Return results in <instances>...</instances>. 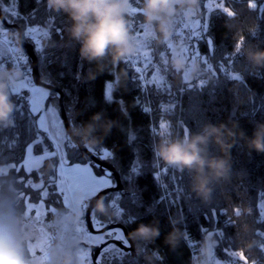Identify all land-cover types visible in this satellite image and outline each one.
Wrapping results in <instances>:
<instances>
[{
    "label": "trees",
    "instance_id": "1",
    "mask_svg": "<svg viewBox=\"0 0 264 264\" xmlns=\"http://www.w3.org/2000/svg\"><path fill=\"white\" fill-rule=\"evenodd\" d=\"M212 1L199 0V13L201 9L206 11V25L191 38L196 40L202 73L182 81L165 63L170 44L174 45L181 34L173 32L164 45L146 38L153 61L144 86L128 61L112 66L106 58L105 70L98 72L95 62L83 60L80 45L67 31L70 20L62 12L49 10L45 0H0L1 15L8 23L0 20V32L7 30L16 44L14 34L19 33V46L29 55L31 64V55L35 57L40 82L52 87H43L47 92L45 104L57 107L61 117V99L68 129L90 121L95 113L115 122L102 141L92 147L74 140L65 129L64 151L69 163H88L95 173L111 177L114 186L119 180L117 190L100 196L108 207L107 213L96 210L100 197L93 201L91 226L96 223L100 230L110 225L121 228L133 246L129 249L128 243L123 249L120 243L109 241L91 264H192L193 255H197L205 233L210 231L215 241L211 248L214 258L227 260L229 253L237 252L247 262L264 264V152L249 148L245 139L237 137L230 149V174L213 182L207 201L192 191L188 170H170L172 175L160 182L153 166L154 144L163 124L173 134L183 135L186 130L199 131L209 122L235 123L250 137L255 126L264 122V67L253 66L245 56L246 49H264V0H218L216 6ZM134 3L138 9L137 0ZM140 24L142 32L143 17L137 14L135 31ZM33 26L48 30L40 50L24 35ZM238 42L243 45L240 51H236ZM18 66L11 48L0 54V67ZM121 68L127 69L128 76L117 80ZM89 71L96 72L95 79L88 78ZM156 72L162 77L160 84L152 79ZM22 74L24 77L23 71ZM109 82H114L110 100L105 96ZM29 94L27 89H12L16 106L13 123L0 126V195L8 198L6 207L19 235L23 223L32 216L30 204L43 201L48 219H59L67 211L56 185V146L39 127L40 112ZM28 145L42 160L26 170L23 160ZM208 149L211 155L222 154L215 143H209ZM93 198L88 199L84 213ZM112 202H117V207ZM173 221L175 227L187 233L175 248L166 243ZM141 223L157 226L160 235L151 241L133 240L129 234ZM57 228L58 224L50 225L52 230Z\"/></svg>",
    "mask_w": 264,
    "mask_h": 264
},
{
    "label": "clouds",
    "instance_id": "2",
    "mask_svg": "<svg viewBox=\"0 0 264 264\" xmlns=\"http://www.w3.org/2000/svg\"><path fill=\"white\" fill-rule=\"evenodd\" d=\"M45 0L46 7L55 12H62L70 20L67 28L71 38L79 45V54L83 60L95 62L98 72L106 68L108 58L112 66L126 63L137 50L140 37L135 31L134 17H143L144 37L150 38L158 45L167 44L173 34V18L183 11L186 18L197 14L199 0ZM19 44V33L14 34ZM181 42H174L165 63L179 74L182 81L194 79L202 73L198 60L186 62L179 54ZM243 47L236 45V51ZM163 56L164 54L161 53ZM245 56L256 67H264V49H246ZM21 76V70L15 67H0V126L7 127L13 123L15 103L12 89ZM127 69L121 68L116 79H127ZM96 72L89 71L88 78L95 79ZM114 121L105 120L101 113H95L90 121L80 125H70L68 132L74 140L86 147H92L102 141L114 125ZM170 124V122H169ZM237 137L246 140L249 148L264 152V122L255 126L249 137L239 130L235 123H205L199 131L186 130L183 135L173 134L169 127L160 134L154 144V152L166 165L178 170H188L191 174V189L207 201L213 191L214 181L225 179L231 171L230 149ZM209 143L219 146L221 155L209 153ZM8 198L0 195V264H34L25 254L22 240L14 223L12 213L6 207ZM96 210L107 213L104 198L96 201ZM167 235L166 243L175 248L187 233L175 227ZM133 240L151 241L160 235L159 228L151 224H139L131 232ZM215 243L211 234L205 235L192 259V264H209L212 245ZM157 259H163L153 253ZM151 261V257L148 258ZM50 264H73L70 252L62 256L53 251Z\"/></svg>",
    "mask_w": 264,
    "mask_h": 264
},
{
    "label": "rangeland",
    "instance_id": "3",
    "mask_svg": "<svg viewBox=\"0 0 264 264\" xmlns=\"http://www.w3.org/2000/svg\"><path fill=\"white\" fill-rule=\"evenodd\" d=\"M220 2L222 0H219ZM218 0H213L212 5L216 6L219 4ZM211 4L208 5L210 8L212 6ZM221 6V5H220ZM222 7V6H221ZM206 11L201 9V12L199 13V10H197V14L191 17L186 18L183 11L178 12V14L173 18V32H177V34H181V37L177 38V41L180 40L181 47L179 48V54L184 56L186 58V62H190L192 60H197L198 57V51L195 45L196 40H191L194 36L198 35L200 33V30L205 27L206 25ZM0 20H4L5 24L6 19H4V16L1 15L0 12ZM9 20V19H8ZM140 29L136 31L137 35L140 37V42L138 44L136 53L129 58L128 62H130L131 66H133L134 70L137 72L138 77L141 81H143V85L146 86L145 83V74H147V69L151 65L153 59L152 56L149 53V50L147 48V39L143 36V33L145 30L141 32V24L139 25ZM175 26V27H174ZM140 31V32H139ZM24 35L30 39L32 45L36 50H40L42 48V42L48 35V30L44 26H33L29 27L25 30ZM184 35V36H183ZM0 38H2L3 41L7 42L8 48L10 50L11 48V56L13 55L14 58L17 59L18 67H21V70L25 73L24 80L28 85H31L35 87L37 90H40L42 92L41 95H37L38 101L42 104V110H37L40 112V120L38 121V124H41V121L44 122V125L46 126V131L51 138H53V141L55 145H58L57 152H60L61 145H63L64 149V142L67 138V134L65 131V128L63 126L62 120L60 119V114L58 115V108L52 106L51 104H48L46 106V97H44L45 89L35 83V76L32 70V64L29 61V55L22 49L19 44H16L14 40H12L7 35V30H1L0 32ZM171 49L173 48V44H170ZM22 64V66H21ZM17 66V65H16ZM17 68V67H15ZM159 72L155 73V76L152 78L154 81L158 84L162 82V77ZM20 78H23V75L20 76ZM114 82H109L106 86L105 90V96L107 99L112 98V85ZM29 92V91H28ZM30 95V94H29ZM31 96V95H30ZM32 98V97H31ZM35 99V98H34ZM43 112V113H42ZM58 112V113H57ZM57 113V114H56ZM168 127V125L163 124V126L158 130V132L162 133L165 130V127ZM70 144V143H69ZM65 152V151H63ZM57 153V155H58ZM39 157L41 155L34 154L32 150V145H28L25 152V157L23 160V167L26 170L32 169L39 164ZM154 169H155V175L158 178V180L161 182L163 181L164 177H169L172 175V171H174L176 168L172 166H168L166 164H163L164 162L160 160L159 157L154 155ZM77 171H72L73 173H70V175H73L74 177L83 179L84 176H92L91 171L89 172L88 169L82 166L77 167ZM75 170V169H73ZM172 170V171H170ZM59 175V171H58ZM59 180L57 178L56 185L58 186ZM85 188V186L83 185ZM83 187L81 189H83ZM114 207H117V202L113 203ZM31 208L33 209L32 216L35 219L34 227L31 230H28L24 233V238L26 239L27 249L29 253V249L31 247H37L40 243L41 237L46 232L47 235L50 237L53 236L54 231L50 229V225L52 224H58V219L55 217L54 219H48L46 212H45V204L43 201H38L35 204H30ZM29 209V208H28ZM77 220V221H76ZM70 221V220H68ZM66 221L65 223H67ZM28 221H25L22 225L23 231L25 230L23 228L28 226L30 223H26ZM94 230H100V225L94 223L93 227ZM30 232V233H29ZM32 235V237H29V235ZM211 234V238L213 236L212 231L206 232L205 235ZM21 237V234L19 235ZM124 233L120 228L113 227L108 230L100 231V232H91L86 225L84 217L81 215L78 217V219H75V225H74V235L71 237V240L68 244V252L72 254L73 257V264H82V260L85 257H88L92 259L96 249L100 244L108 241V240H115L118 243L124 242ZM32 241L30 244L29 241ZM126 245H128V242H126ZM83 244L86 247V254H83L80 252V248ZM110 246V245H109ZM112 247H114L111 244ZM108 247V246H107ZM50 256V246L47 250V256ZM196 256V253L193 255V257ZM192 257V258H193ZM29 258L34 262L32 257L29 255ZM227 260H219L214 258L211 253L209 256V264H254L247 262L244 257L237 252H231L229 253V256L226 258ZM77 261V262H76ZM35 264V262H34ZM91 264V262H90ZM263 264V263H262Z\"/></svg>",
    "mask_w": 264,
    "mask_h": 264
},
{
    "label": "crops",
    "instance_id": "4",
    "mask_svg": "<svg viewBox=\"0 0 264 264\" xmlns=\"http://www.w3.org/2000/svg\"><path fill=\"white\" fill-rule=\"evenodd\" d=\"M8 51H9L8 43L3 41L2 38H0V54L7 53ZM24 79H25L24 77L19 78L16 81L13 89L14 90L27 89L30 92L32 99L35 100V104H36L35 109L41 111L43 109L42 108L43 106H42L41 102L38 101L37 95L38 96L41 95L42 92H40V90H37L35 87L28 85ZM46 96H47V92H44V97H46ZM58 115H59V113H58ZM60 119H61V117H60ZM39 120H40V118H39ZM39 127L46 130V126L44 125L43 121H41V124L39 125ZM52 140H53V138H52ZM55 146H56V150H57L58 145H55ZM63 151H64L63 145H61V149H60L59 153L56 151V153H58V156H59V166H58L59 184L57 183L58 184L57 189H58L59 193L61 194L63 205L67 209V211L59 217L58 228H57V230H53L54 234L52 237H50V240L52 238H54V236L57 235L59 232H61L66 221L78 219V217L80 215L82 216V214L84 213L88 199L97 195L101 190L114 186L111 177L103 175V174L100 175V174L95 173L93 167L90 166L88 163H74V164L69 163L66 156H65V152H63ZM41 160H42V156L39 157V163ZM78 166L79 167L80 166L85 167L86 169H88L89 172L91 171L92 176H84L83 179L74 177L73 175L69 176L70 173H73L72 171H74V172L77 171ZM73 169H75V170H73ZM83 185L85 186V188L83 187ZM82 187H83V189H81ZM44 208H45V212H46V207H44ZM27 221L30 224L26 227L23 226V228L25 230L24 231H23V229L21 230V237L20 238L22 240L24 248L28 252L27 244L25 242L26 239L24 238V233L28 230H31L34 227V224L36 221H35L33 216H31V218ZM28 222H26V223H28ZM29 237H32V235L30 234ZM81 245H82V247L86 248L83 244H81ZM48 259H49V255H48Z\"/></svg>",
    "mask_w": 264,
    "mask_h": 264
},
{
    "label": "water",
    "instance_id": "5",
    "mask_svg": "<svg viewBox=\"0 0 264 264\" xmlns=\"http://www.w3.org/2000/svg\"><path fill=\"white\" fill-rule=\"evenodd\" d=\"M3 23H5L4 22V20H1ZM20 36V35H19ZM31 58H32V69H33V72H34V76H35V83L37 84V85H39V86H42V87H44V88H46V89H51L52 87L51 86H49V85H46V84H44V83H42V82H40V80H39V75H38V72H37V66H36V60H35V57L33 56V55H31ZM59 105H60V112H61V117H62V121H63V126H64V128L68 131V125H67V121H66V119H65V115H64V113H63V110H62V107H61V99H59ZM69 133V132H68ZM85 152L93 159V156L87 151V150H85ZM103 167H106V168H108L105 164H103V163H100ZM119 180L117 179L116 180V185L115 186H113V187H109V188H105V189H103V190H101L97 195H95L94 196V198L89 202V205H88V207H87V209H86V211H85V213H84V218H85V222H86V225H87V228L91 231V232H98L97 230H94L93 228H92V226H91V223H90V217H89V213H90V209H91V205H92V203H93V201L94 200H97L104 192H108L109 190H112V189H118L119 188ZM114 227V225H110V226H107V227H105L104 229H101L100 231H104V230H107V229H110V228H113ZM125 234V233H124ZM126 238V240H127V242L130 244V246L128 247L129 249H133V246H132V244L130 243V241L127 239V237H125ZM113 242V243H118V242H116L115 240H108V241H106V242H104V243H102V244H100V246H98V248L96 249V251H95V253H94V255H93V257H92V262L94 263L95 262V260H96V257H97V254H98V252L100 251V249L106 244V243H108V242ZM127 249V248H126Z\"/></svg>",
    "mask_w": 264,
    "mask_h": 264
},
{
    "label": "built area",
    "instance_id": "6",
    "mask_svg": "<svg viewBox=\"0 0 264 264\" xmlns=\"http://www.w3.org/2000/svg\"><path fill=\"white\" fill-rule=\"evenodd\" d=\"M20 69V68H18ZM21 75L22 71H21ZM74 225H75V219L70 220L67 223H65L63 229L61 232L57 234L55 238H52L50 241V254L55 251L57 254L61 255L63 252L67 251L68 252V244L71 240V237L74 235ZM80 252L83 254H86V248L81 247ZM91 259L88 257L83 258L82 264H90ZM48 264H50V256L48 259Z\"/></svg>",
    "mask_w": 264,
    "mask_h": 264
},
{
    "label": "snow or ice",
    "instance_id": "7",
    "mask_svg": "<svg viewBox=\"0 0 264 264\" xmlns=\"http://www.w3.org/2000/svg\"><path fill=\"white\" fill-rule=\"evenodd\" d=\"M31 213L32 211L30 210L29 215ZM29 243L31 244L32 241L30 240ZM50 243H51L50 238L45 232L44 235L41 237L39 245L37 247H31L29 249V255L32 257L35 264H48L47 250L48 247L50 246Z\"/></svg>",
    "mask_w": 264,
    "mask_h": 264
},
{
    "label": "flooded vegetation",
    "instance_id": "8",
    "mask_svg": "<svg viewBox=\"0 0 264 264\" xmlns=\"http://www.w3.org/2000/svg\"><path fill=\"white\" fill-rule=\"evenodd\" d=\"M121 229V228H120ZM122 230V229H121ZM124 240L127 242V240H126V238L124 237ZM125 241L124 242H122V244L120 243V245H121V248H127L128 247V245H126V243H125Z\"/></svg>",
    "mask_w": 264,
    "mask_h": 264
}]
</instances>
